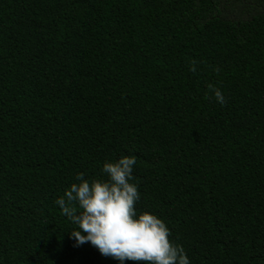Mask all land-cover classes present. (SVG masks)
I'll return each instance as SVG.
<instances>
[{
  "label": "trees",
  "instance_id": "16d2710c",
  "mask_svg": "<svg viewBox=\"0 0 264 264\" xmlns=\"http://www.w3.org/2000/svg\"><path fill=\"white\" fill-rule=\"evenodd\" d=\"M121 155L191 264H264V0H0V264H120L55 200Z\"/></svg>",
  "mask_w": 264,
  "mask_h": 264
},
{
  "label": "clouds",
  "instance_id": "9594fccd",
  "mask_svg": "<svg viewBox=\"0 0 264 264\" xmlns=\"http://www.w3.org/2000/svg\"><path fill=\"white\" fill-rule=\"evenodd\" d=\"M189 71H197V61L189 62ZM214 71H219L214 69ZM226 103L222 89L209 83L205 98ZM134 155L105 160L101 176L76 181L55 200L60 212L75 227L70 231L76 245L90 242L106 257L143 264H191L184 248L172 242L170 228L162 218L149 211L138 212V181L133 175Z\"/></svg>",
  "mask_w": 264,
  "mask_h": 264
}]
</instances>
